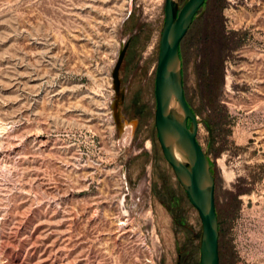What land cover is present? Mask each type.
Masks as SVG:
<instances>
[{
  "label": "rangeland",
  "instance_id": "1",
  "mask_svg": "<svg viewBox=\"0 0 264 264\" xmlns=\"http://www.w3.org/2000/svg\"><path fill=\"white\" fill-rule=\"evenodd\" d=\"M164 4L0 0V264H199L154 125ZM180 58L219 262L264 264V0H205Z\"/></svg>",
  "mask_w": 264,
  "mask_h": 264
},
{
  "label": "water",
  "instance_id": "2",
  "mask_svg": "<svg viewBox=\"0 0 264 264\" xmlns=\"http://www.w3.org/2000/svg\"><path fill=\"white\" fill-rule=\"evenodd\" d=\"M204 2L187 0L180 7V0H165L155 75L154 125L163 156L201 222L199 264H220L215 181L207 153L196 139L198 123L184 96L180 58V43ZM122 56L123 52L113 71L114 89L119 98L122 94L118 89V68ZM114 118L118 124L116 112Z\"/></svg>",
  "mask_w": 264,
  "mask_h": 264
},
{
  "label": "bare ground",
  "instance_id": "3",
  "mask_svg": "<svg viewBox=\"0 0 264 264\" xmlns=\"http://www.w3.org/2000/svg\"><path fill=\"white\" fill-rule=\"evenodd\" d=\"M228 82V81H227ZM3 84V83H2ZM5 85V84H4ZM3 85V86H4ZM18 85V84H16ZM12 88V87H11ZM3 89V87H2ZM4 90V89H3ZM3 93V92H2ZM6 94V93H5ZM2 102V101H1ZM14 117V116H13ZM13 119V118H12ZM4 120V119H3ZM6 121V120H5ZM11 123V122H10ZM14 123V122H13ZM9 127V126H8ZM7 130V124L5 123H2L0 122V144H1V136L2 134ZM37 130V129H36ZM121 131H122V134L124 135L123 137L125 138V140H129L132 136V132H133V128L131 125H129L128 123H123L122 126H121ZM38 133V132H36ZM35 133V134H36ZM38 135V134H37ZM32 136V135H31ZM36 137V136H35ZM1 146V145H0ZM232 177V176H231ZM228 180L229 177H228Z\"/></svg>",
  "mask_w": 264,
  "mask_h": 264
},
{
  "label": "flooded vegetation",
  "instance_id": "4",
  "mask_svg": "<svg viewBox=\"0 0 264 264\" xmlns=\"http://www.w3.org/2000/svg\"><path fill=\"white\" fill-rule=\"evenodd\" d=\"M179 264V263H178Z\"/></svg>",
  "mask_w": 264,
  "mask_h": 264
}]
</instances>
